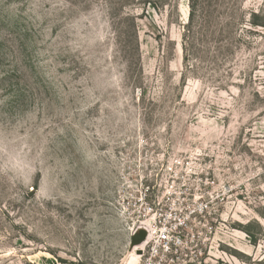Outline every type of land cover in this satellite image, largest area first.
<instances>
[{"label": "rangeland", "instance_id": "obj_1", "mask_svg": "<svg viewBox=\"0 0 264 264\" xmlns=\"http://www.w3.org/2000/svg\"><path fill=\"white\" fill-rule=\"evenodd\" d=\"M190 3L0 0V264H264V0Z\"/></svg>", "mask_w": 264, "mask_h": 264}, {"label": "built area", "instance_id": "obj_2", "mask_svg": "<svg viewBox=\"0 0 264 264\" xmlns=\"http://www.w3.org/2000/svg\"><path fill=\"white\" fill-rule=\"evenodd\" d=\"M140 228H144L147 231L146 239L141 245L142 254L140 255L144 257L141 264H172L175 261V257L172 255L171 257L170 254L173 249L172 242L176 237L175 231L162 221L156 222L154 225L145 223ZM176 240L180 241L179 237Z\"/></svg>", "mask_w": 264, "mask_h": 264}, {"label": "water", "instance_id": "obj_3", "mask_svg": "<svg viewBox=\"0 0 264 264\" xmlns=\"http://www.w3.org/2000/svg\"><path fill=\"white\" fill-rule=\"evenodd\" d=\"M147 236V231L144 228H139L132 236V246L138 247L143 244ZM138 254H142V249H137Z\"/></svg>", "mask_w": 264, "mask_h": 264}, {"label": "trees", "instance_id": "obj_4", "mask_svg": "<svg viewBox=\"0 0 264 264\" xmlns=\"http://www.w3.org/2000/svg\"><path fill=\"white\" fill-rule=\"evenodd\" d=\"M194 0H191V3H190V7H191V10H190V19H189V22H188V25H190L191 23V20L193 18V15H194ZM255 24H259V23H255ZM260 25V24H259ZM252 222H248L245 226H244V230L253 238V242H256L257 241V238L254 237V233L251 231V226H252Z\"/></svg>", "mask_w": 264, "mask_h": 264}, {"label": "bare ground", "instance_id": "obj_5", "mask_svg": "<svg viewBox=\"0 0 264 264\" xmlns=\"http://www.w3.org/2000/svg\"><path fill=\"white\" fill-rule=\"evenodd\" d=\"M148 228V227H147ZM148 230H149V228H148ZM133 247H135V246H133ZM140 248H142V246H138L137 248H135V249H140Z\"/></svg>", "mask_w": 264, "mask_h": 264}]
</instances>
